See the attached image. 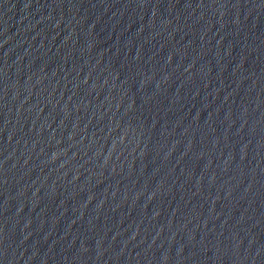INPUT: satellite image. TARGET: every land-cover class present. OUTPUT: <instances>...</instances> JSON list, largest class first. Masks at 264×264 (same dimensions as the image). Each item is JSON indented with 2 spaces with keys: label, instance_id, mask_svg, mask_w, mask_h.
Here are the masks:
<instances>
[{
  "label": "water",
  "instance_id": "1",
  "mask_svg": "<svg viewBox=\"0 0 264 264\" xmlns=\"http://www.w3.org/2000/svg\"><path fill=\"white\" fill-rule=\"evenodd\" d=\"M0 264H264V0H0Z\"/></svg>",
  "mask_w": 264,
  "mask_h": 264
}]
</instances>
